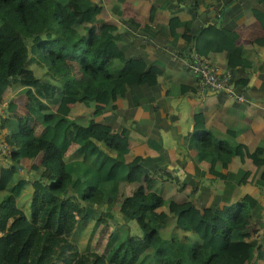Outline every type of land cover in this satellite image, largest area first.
Wrapping results in <instances>:
<instances>
[{
  "label": "trees",
  "instance_id": "trees-1",
  "mask_svg": "<svg viewBox=\"0 0 264 264\" xmlns=\"http://www.w3.org/2000/svg\"><path fill=\"white\" fill-rule=\"evenodd\" d=\"M102 8L100 0H0V101L12 85H21L20 92L28 96L22 113L7 102L0 121L10 146L9 163H0V221L26 184L31 190L28 216L20 219V233L7 234L0 264H93L97 259L102 264H264L262 245L250 237L260 203L249 193L227 192L232 183L225 169L232 157L240 163L249 160L253 169H244L236 181L250 178L264 193L261 147L247 148L230 127L211 132L202 114L194 113V163H204L198 173L225 187L220 195L199 200L191 194L196 182L175 178L180 181L175 186L173 179L156 177L130 152L125 127L113 129L95 118L114 106L127 84H149L155 73L142 57L122 51L115 25L100 19ZM235 11L264 33V0H223L214 19L190 34L189 51L207 58L223 52L237 90L247 76L236 78L233 69L251 67L242 40L264 46V36L241 38L227 25ZM188 21L170 16L168 32L174 34ZM30 60L45 65L47 76L24 75ZM76 102L90 107L91 115L77 118L71 110ZM70 146L74 149L67 155ZM21 160L35 163L28 170ZM186 185L190 190L179 198H173L174 189L166 194L169 187L180 193ZM164 198L170 216L158 209ZM99 224L110 231L96 252L87 243ZM185 231L197 240H189Z\"/></svg>",
  "mask_w": 264,
  "mask_h": 264
},
{
  "label": "crops",
  "instance_id": "crops-1",
  "mask_svg": "<svg viewBox=\"0 0 264 264\" xmlns=\"http://www.w3.org/2000/svg\"><path fill=\"white\" fill-rule=\"evenodd\" d=\"M102 1L105 5L102 4L100 19L115 25V31L120 34L118 44L122 51H127L124 52L126 55L142 57L147 64L152 66L155 73L153 81L149 84H127L124 95L116 97L112 101L114 106L106 107L96 119H100L113 129L125 127L130 152L141 157L139 161L149 168V172L157 175L163 171L167 177L160 174L156 177L168 179L181 180L189 176L194 181L195 174L199 177L210 178L206 173L203 176L198 173L204 163H194V152L190 142L193 140L190 135L193 130V115L196 112L202 114L204 127L211 132L218 131L219 133L224 132L226 127L233 128L236 130V139L244 143L247 148L252 149L259 146L264 151V91L257 89L264 78V46L246 43L247 41H243L246 44L242 42L245 54L251 61L249 69H238L237 67L233 69L236 78L247 76L244 84L240 85L241 88L237 89L243 95L242 101L219 91L200 88L196 75L183 62L191 48L190 34L193 32L190 31L192 22L186 8L193 7L196 14L211 11L206 17L214 19L215 10L223 0H200V2L198 0ZM179 1L181 4H178ZM172 15L180 20L190 19L183 25L175 27L174 34H170L167 27V20ZM233 16H235L233 26L239 34H244L246 37L250 33L252 35L249 38L264 36L255 22L243 12H233L229 20ZM205 18L198 25L206 24L211 20L205 21ZM208 59L218 69L225 68L223 52L211 53ZM21 87V85L10 86L2 98L6 104L13 102V108L17 113L20 112L19 108L17 109L19 103L22 101L23 105L20 107L22 110L24 102L28 99L26 94L20 92ZM73 149L74 146H70L66 154H71ZM243 163L247 165L245 169H253L247 159L240 163L236 157H232L228 162L225 169L227 175L231 173L232 185L227 186L226 190L233 195L249 193L255 196L260 203V215L250 226L253 230L250 237L255 238L262 245L261 249L264 254V193L258 192V188L250 182V178L237 183L236 175L242 169L241 164ZM195 165L198 170L194 169ZM194 182L197 183V187H194L191 194L198 197L200 192L198 187L203 185H199L201 183L199 180ZM153 186H160V182L156 181ZM213 188H216L218 195L225 190L223 182L219 180H216V187L213 186ZM173 189V198H175L176 195L182 196L183 192L190 190V187L186 185L180 193L175 191V186L169 187L166 194H172ZM24 190H26L25 193L23 194L22 191L16 199L13 211H21L23 208L22 210L28 214L29 186ZM208 196L205 194V198ZM23 200H27L25 207L20 206V201ZM19 226H17L16 233L21 231V225ZM8 227L7 230H9Z\"/></svg>",
  "mask_w": 264,
  "mask_h": 264
},
{
  "label": "rangeland",
  "instance_id": "rangeland-1",
  "mask_svg": "<svg viewBox=\"0 0 264 264\" xmlns=\"http://www.w3.org/2000/svg\"><path fill=\"white\" fill-rule=\"evenodd\" d=\"M100 2L102 4H104V2L102 0H100ZM198 2H200V0H198ZM178 4H181V2L179 1ZM105 5V4H104ZM176 7H177V4L175 3L174 4ZM239 9V8H238ZM216 15V14H215ZM207 19H211L213 20L212 17H206ZM234 19H235V16H233L227 23L228 26H232L234 25ZM201 22V21H200ZM245 36L244 34H241V38ZM242 41H245L244 39ZM244 44L246 43H251V42H243ZM124 52H127L124 50ZM189 53V52H188ZM70 65V64H69ZM225 69V68H224ZM223 69V70H224ZM68 70L71 72L73 69L71 66L68 67ZM28 72H31L34 76L36 77H43V76H47V73H46V67L45 65H42V64H37L34 60H30L28 63H27V66L25 67V71H24V75H26ZM15 87H13L14 89ZM257 89H260L261 91H264V78L261 82V86H259ZM12 93V90L10 91ZM15 93V92H14ZM79 103L76 102V103H73L72 104V107H71V110L74 114H76V117L79 118V119H84L85 117L87 116H90L91 114H88L89 113V110H91L90 107H81L80 105H78ZM22 101L19 103V105L17 106V109L19 108V113H21V111L23 112V109L20 110V107L22 106ZM14 107V105L12 106ZM15 109V108H14ZM103 112V111H102ZM99 116V115H97ZM95 116V118L97 117ZM100 120V119H99ZM103 123V121H101ZM106 124V123H104ZM34 129L37 130V125H35L34 123ZM67 158V157H65ZM29 162H26V161H23L21 160V163L23 165H25V167L28 169L29 167V164L34 162V160H28ZM248 161V160H247ZM247 166V165H246ZM245 164H241V171L240 173H237L236 177H239L241 175V172L246 168ZM34 167L31 166V169H33ZM30 169V170H31ZM158 169V168H157ZM156 169V171H157ZM196 170H198V167L195 165V168ZM29 170V169H28ZM29 172V171H28ZM29 176L33 177V172L32 170L28 173ZM162 175L164 177H167V175L164 174V172H160L158 173L157 175ZM198 175L195 174V177L196 179L195 180H199L201 183L199 185H203L202 187H198L200 192L198 194V199L201 200V197L202 196H205V194H213V193H216V196H217V192H216V188H213V186L216 185V182H214V180H210L207 176H203V177H197ZM214 179V178H213ZM174 183H175V186L180 182V181H177V179H173ZM181 181H188V183H192L193 179L190 178L189 176H187L186 178L184 179H181ZM159 186H156L155 189H158ZM197 187V186H195ZM25 188L27 189L28 188V184H26ZM161 188L160 187V192H161ZM30 189V188H29ZM26 190H23V194L25 193ZM31 191V190H30ZM193 191V190H192ZM191 191V192H192ZM4 192L3 191H0V196L3 194ZM28 196V194H26ZM175 198H179L178 195H176ZM167 198H164L163 201L164 203L161 204L158 209L159 210H162L164 213H166L167 216H170L171 214H169V211L167 209V206H168V203H167ZM26 202L27 200H23V201H20V206H23L25 207L26 206ZM27 206H28V203H27ZM23 208H21V211L20 210H14L13 211V208L10 210V212L8 213V215L0 221V225L3 224L0 226V248L3 246L2 244L4 242H6L9 238H7L6 236H8L7 234H10L12 233L13 231L17 232V226L20 225V219L21 217L25 216L24 214H26V212H24V210H22ZM29 211V206L27 207V212ZM26 216H28V214H26ZM14 223V225H12ZM169 223H170V218L167 219L166 221V224H165V228H167L166 226H169ZM9 226V227H8ZM7 227L9 230H7ZM20 228V226H19ZM132 228H137L135 225L131 227ZM110 231V228H108L107 226H104L103 224H99L97 227H95L93 229V232L91 233V238H90V241L88 244V248H90L91 250H94L96 252H101L102 249H103V245H104V242H105V239L107 238V235H108V232ZM186 232V235H187V238L190 240V239H195L197 240V237L195 236V234L191 231H185ZM87 233V231H86ZM79 241L81 243H84L85 241V237L83 239H80L79 238ZM93 264H102V260L101 259H97L95 260V262ZM109 264V263H107Z\"/></svg>",
  "mask_w": 264,
  "mask_h": 264
},
{
  "label": "built area",
  "instance_id": "built-area-1",
  "mask_svg": "<svg viewBox=\"0 0 264 264\" xmlns=\"http://www.w3.org/2000/svg\"><path fill=\"white\" fill-rule=\"evenodd\" d=\"M185 66L194 73L200 88L210 91H219L238 101L243 100V95L237 91L232 82L228 69H218L212 62L193 50H190L183 59ZM6 114V101H0V121ZM1 123V122H0ZM7 130L0 124V163H9L10 146L5 141Z\"/></svg>",
  "mask_w": 264,
  "mask_h": 264
},
{
  "label": "water",
  "instance_id": "water-1",
  "mask_svg": "<svg viewBox=\"0 0 264 264\" xmlns=\"http://www.w3.org/2000/svg\"><path fill=\"white\" fill-rule=\"evenodd\" d=\"M186 9L190 13V17H191V22H192V25L190 26V31L191 32L195 29V27L198 25V23L200 21H202L206 16L210 15V13H211V11H207V12H204V13L196 14V12L193 9V7H187ZM219 21H220V17L217 18L215 24L218 25ZM94 206H97V205L94 204Z\"/></svg>",
  "mask_w": 264,
  "mask_h": 264
}]
</instances>
